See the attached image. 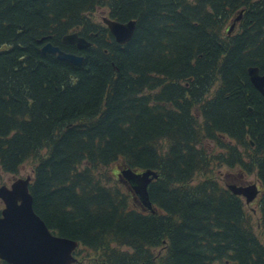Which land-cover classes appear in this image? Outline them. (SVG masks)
I'll use <instances>...</instances> for the list:
<instances>
[{
    "label": "trees",
    "instance_id": "trees-1",
    "mask_svg": "<svg viewBox=\"0 0 264 264\" xmlns=\"http://www.w3.org/2000/svg\"><path fill=\"white\" fill-rule=\"evenodd\" d=\"M99 8L135 20L128 41ZM70 32L90 45L63 44ZM249 67L264 72V0H0V172L30 167L33 209L79 242L75 264H264V96ZM112 164L156 173L152 209ZM229 172L259 182L256 223Z\"/></svg>",
    "mask_w": 264,
    "mask_h": 264
},
{
    "label": "water",
    "instance_id": "water-1",
    "mask_svg": "<svg viewBox=\"0 0 264 264\" xmlns=\"http://www.w3.org/2000/svg\"><path fill=\"white\" fill-rule=\"evenodd\" d=\"M238 19L239 17L235 21ZM103 22L119 43L128 41L135 27L134 20L118 22L104 17ZM62 42L76 44L80 49L89 45L77 33L64 35ZM41 52L54 54L58 59L75 64L83 60L82 56L66 52L49 41L42 45ZM248 76L253 86L264 96V73H259L256 67H249ZM151 175L156 176L150 170L137 173L130 169L121 170L119 175L130 183L147 207H151L146 188ZM29 179L30 177L16 179L10 189L0 187V198L5 204L0 217V258L11 264H72L75 261L72 252L78 243L51 234L44 221L34 212L33 198L28 191ZM230 189L234 194L246 196L247 202L256 194L255 185L230 186Z\"/></svg>",
    "mask_w": 264,
    "mask_h": 264
},
{
    "label": "rangeland",
    "instance_id": "rangeland-1",
    "mask_svg": "<svg viewBox=\"0 0 264 264\" xmlns=\"http://www.w3.org/2000/svg\"><path fill=\"white\" fill-rule=\"evenodd\" d=\"M104 12H105L104 8H99L92 14V18L95 21L102 22V17L105 16ZM203 146H204V149H205V144L204 143H203ZM206 146H207V148H209L208 144H206ZM114 165L118 166L117 164H112L111 167L108 169L109 173L112 172L113 170H115V171L117 170V168L116 169L114 168ZM102 171L104 172L105 170L102 169ZM224 172H227V170H225ZM28 174H31V170H30L29 166L20 167V172L17 175H11V174L0 172V184L8 183L14 177H25ZM247 179L244 177L243 180H245V181H243V182H240V181L230 182L229 181L228 183L229 184L236 183L238 185L242 184V185H245V186L252 185V183H248V181L253 182V179H254L253 176L252 177H248ZM248 206H250V209H252L251 220H252V222L256 223L258 221L259 214H258V211H257V202L255 201V199ZM83 254H85V250H83Z\"/></svg>",
    "mask_w": 264,
    "mask_h": 264
},
{
    "label": "flooded vegetation",
    "instance_id": "flooded-vegetation-1",
    "mask_svg": "<svg viewBox=\"0 0 264 264\" xmlns=\"http://www.w3.org/2000/svg\"><path fill=\"white\" fill-rule=\"evenodd\" d=\"M12 181H13V179H11L10 182L6 183V185L9 186ZM2 208H3V204H1V201H0V212H1ZM0 264H9V263H7L4 260L0 259Z\"/></svg>",
    "mask_w": 264,
    "mask_h": 264
},
{
    "label": "bare ground",
    "instance_id": "bare-ground-1",
    "mask_svg": "<svg viewBox=\"0 0 264 264\" xmlns=\"http://www.w3.org/2000/svg\"><path fill=\"white\" fill-rule=\"evenodd\" d=\"M89 45H90V43H89ZM89 45H88V46H89ZM85 48H86V47H85ZM83 49H84V48H83Z\"/></svg>",
    "mask_w": 264,
    "mask_h": 264
}]
</instances>
